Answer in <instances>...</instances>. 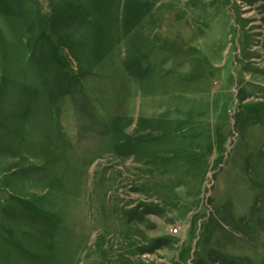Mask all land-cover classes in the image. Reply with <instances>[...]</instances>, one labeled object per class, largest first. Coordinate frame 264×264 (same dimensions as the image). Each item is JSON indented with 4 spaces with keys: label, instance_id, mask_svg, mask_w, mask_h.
Wrapping results in <instances>:
<instances>
[{
    "label": "rangeland",
    "instance_id": "1",
    "mask_svg": "<svg viewBox=\"0 0 264 264\" xmlns=\"http://www.w3.org/2000/svg\"><path fill=\"white\" fill-rule=\"evenodd\" d=\"M0 264H264V0H0Z\"/></svg>",
    "mask_w": 264,
    "mask_h": 264
}]
</instances>
